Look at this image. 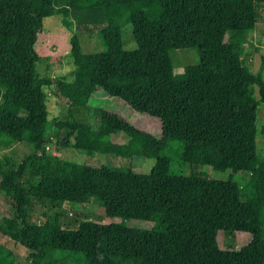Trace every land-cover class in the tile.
Listing matches in <instances>:
<instances>
[{
    "label": "trees",
    "instance_id": "trees-1",
    "mask_svg": "<svg viewBox=\"0 0 264 264\" xmlns=\"http://www.w3.org/2000/svg\"><path fill=\"white\" fill-rule=\"evenodd\" d=\"M255 5L264 0H0V100L4 90L25 110L20 116L13 102H0V140L30 147L17 165L0 162V192L14 207L0 219V233L29 251L30 264H264V203L242 201L231 177L205 176L244 172L243 186L264 192V156L256 148L257 135L264 137V122L257 123L264 62L252 74L239 59ZM65 13L75 33L72 80L38 79L34 46L42 20ZM126 24L134 50L122 48ZM94 34L105 49L83 52L78 37ZM191 48L198 63L174 74L169 52ZM50 86L70 107L116 100L149 120L145 128L103 112L96 133L71 127L83 133L74 149L152 159L149 173L49 156L42 88ZM117 136L123 140L114 142ZM31 199L49 210L41 224L30 222ZM89 200L119 222L58 226L51 211ZM130 220L151 226L131 228L124 224ZM234 232L244 242L222 249L219 235Z\"/></svg>",
    "mask_w": 264,
    "mask_h": 264
},
{
    "label": "rangeland",
    "instance_id": "rangeland-1",
    "mask_svg": "<svg viewBox=\"0 0 264 264\" xmlns=\"http://www.w3.org/2000/svg\"><path fill=\"white\" fill-rule=\"evenodd\" d=\"M260 4V3H258ZM256 22L252 30L245 35V41L239 48V59L242 66L246 67L252 74L259 72L262 62H264V6L255 5ZM59 14L47 17L42 20V30L37 36L34 46L38 56L35 64V76L38 79H63L71 81L70 73L73 70L72 62L69 57V40L75 36L73 22L68 15ZM65 25L67 28H65ZM132 28L126 24L121 29V42L124 50H134L135 44L132 38ZM81 50L83 52H99L105 49L101 36L94 34L92 36L78 37ZM169 58L174 74L182 73L187 66L198 63V56L195 49H174L169 52ZM264 79V68L261 71ZM43 101L47 111V119L51 125L49 131L50 140L45 145V152L49 156L57 157L60 160L70 163L91 162L96 166L111 171H131L138 174H148L154 161L152 159H121L113 155H99L96 153L88 155L86 152L76 150L73 144L82 137L80 129L71 130L73 124L88 127L90 132L96 133L100 125V115L105 112L111 115H117L124 120L134 123L137 126L138 120L142 126L148 127L150 121L141 119L138 114L131 112L121 102L116 100L104 101L91 107L75 108L70 107L65 101L60 100L55 93L53 86L43 87ZM50 93V95H48ZM255 97L257 89H254ZM0 102H13L17 106V114L23 116L25 110L21 101L7 96L2 90ZM264 122V104H260L257 109L258 126ZM62 126L56 128L55 124ZM124 138V137H123ZM122 137H115L114 142H121ZM125 139V138H124ZM256 148L259 154L264 156V137L257 135ZM30 147L22 144L6 145L0 140V162L6 165H17L28 154ZM206 171V170H205ZM206 177L211 179L225 180L231 177L239 186V197L242 201H252L264 203V192L261 186L249 192L243 186L248 174L241 172L230 174V172L214 173L207 172ZM14 207L10 197L0 192V219L11 217ZM30 222L35 224L42 223V214H48L49 210L42 202L31 199L28 208ZM51 212H58V226L62 229L73 228L82 221H92L99 224H110L119 222L117 218L106 217L103 208L94 200H89L81 205H69L63 203ZM126 226L131 228H150L151 224L140 221H126ZM264 238V226L262 227ZM244 234L239 232L224 233L219 235L218 243L222 249H237L243 242ZM29 251L19 243L12 241L0 233V260L9 264H30L27 259Z\"/></svg>",
    "mask_w": 264,
    "mask_h": 264
},
{
    "label": "built area",
    "instance_id": "built-area-1",
    "mask_svg": "<svg viewBox=\"0 0 264 264\" xmlns=\"http://www.w3.org/2000/svg\"><path fill=\"white\" fill-rule=\"evenodd\" d=\"M48 95H50V93H48Z\"/></svg>",
    "mask_w": 264,
    "mask_h": 264
}]
</instances>
